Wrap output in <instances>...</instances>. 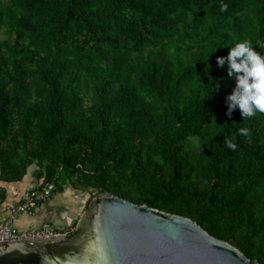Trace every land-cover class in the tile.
<instances>
[{
  "label": "trees",
  "instance_id": "trees-1",
  "mask_svg": "<svg viewBox=\"0 0 264 264\" xmlns=\"http://www.w3.org/2000/svg\"><path fill=\"white\" fill-rule=\"evenodd\" d=\"M0 32L3 179L37 164L85 209L109 191L264 263V113H228L217 61L242 39L264 54V0H0Z\"/></svg>",
  "mask_w": 264,
  "mask_h": 264
},
{
  "label": "water",
  "instance_id": "water-1",
  "mask_svg": "<svg viewBox=\"0 0 264 264\" xmlns=\"http://www.w3.org/2000/svg\"><path fill=\"white\" fill-rule=\"evenodd\" d=\"M76 229L0 239V264H264L191 217L109 191L92 197Z\"/></svg>",
  "mask_w": 264,
  "mask_h": 264
},
{
  "label": "clouds",
  "instance_id": "clouds-1",
  "mask_svg": "<svg viewBox=\"0 0 264 264\" xmlns=\"http://www.w3.org/2000/svg\"><path fill=\"white\" fill-rule=\"evenodd\" d=\"M230 45L227 55L217 57L218 65L223 67L227 62L228 75L236 79L233 91L225 98L229 105L228 113L231 114L237 106L245 117L254 116L257 112L264 113V54L257 51L248 39L237 40ZM239 131L247 134L249 129L241 127ZM224 142L229 148L237 147L230 139L225 138Z\"/></svg>",
  "mask_w": 264,
  "mask_h": 264
},
{
  "label": "crops",
  "instance_id": "crops-1",
  "mask_svg": "<svg viewBox=\"0 0 264 264\" xmlns=\"http://www.w3.org/2000/svg\"><path fill=\"white\" fill-rule=\"evenodd\" d=\"M40 170L37 164H31L21 179L5 180L0 176V221L5 220L11 214V205L20 200L21 194L25 190L40 187L43 184V178L39 176ZM63 191L65 188L56 191L51 199L39 203L32 214L16 213L14 216L15 227L19 230H28L44 224H54L59 228L74 227L76 229L75 221H78L85 208L83 209L80 203L79 211L74 213L71 204L58 199L57 196ZM83 198L82 196L81 201H84Z\"/></svg>",
  "mask_w": 264,
  "mask_h": 264
},
{
  "label": "built area",
  "instance_id": "built-area-1",
  "mask_svg": "<svg viewBox=\"0 0 264 264\" xmlns=\"http://www.w3.org/2000/svg\"><path fill=\"white\" fill-rule=\"evenodd\" d=\"M54 181H46L40 187L25 190L20 200L11 205V214L3 221H0V239L23 238V237H51L55 234L70 235L75 228H59L54 224H44L37 228L19 230L14 225V216L18 212L32 214L35 207L43 201H47L55 194Z\"/></svg>",
  "mask_w": 264,
  "mask_h": 264
},
{
  "label": "rangeland",
  "instance_id": "rangeland-1",
  "mask_svg": "<svg viewBox=\"0 0 264 264\" xmlns=\"http://www.w3.org/2000/svg\"><path fill=\"white\" fill-rule=\"evenodd\" d=\"M0 36H2L1 32H0ZM64 188L65 191L61 192L60 195L57 196L58 199L64 201L65 203L71 204L74 213H77L79 211L80 203L84 209L85 208L84 204L87 201L88 195H91L92 193L86 189H83L82 187L73 186L70 184H67ZM82 196L84 197L83 198L84 201H81ZM58 199L56 200L58 201Z\"/></svg>",
  "mask_w": 264,
  "mask_h": 264
},
{
  "label": "bare ground",
  "instance_id": "bare-ground-1",
  "mask_svg": "<svg viewBox=\"0 0 264 264\" xmlns=\"http://www.w3.org/2000/svg\"><path fill=\"white\" fill-rule=\"evenodd\" d=\"M254 116H255V115H254ZM254 116H253V117H254ZM248 119H249V118H248ZM252 120H253V118H252Z\"/></svg>",
  "mask_w": 264,
  "mask_h": 264
}]
</instances>
